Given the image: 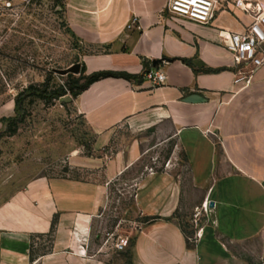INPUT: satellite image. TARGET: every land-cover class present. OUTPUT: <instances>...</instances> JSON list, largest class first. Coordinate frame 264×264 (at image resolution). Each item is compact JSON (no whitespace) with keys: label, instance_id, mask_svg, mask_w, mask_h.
Masks as SVG:
<instances>
[{"label":"crops","instance_id":"1","mask_svg":"<svg viewBox=\"0 0 264 264\" xmlns=\"http://www.w3.org/2000/svg\"><path fill=\"white\" fill-rule=\"evenodd\" d=\"M166 3L65 0L68 28L90 49L82 59L85 73L131 77L99 78L74 100L94 137L88 156H73L79 166L101 171L103 180L41 175L0 190V264H87L105 186L142 153L139 138L120 134L124 124L138 132L169 130L202 216L189 240L173 217L187 193L168 167L143 174L131 207L146 220L132 242L134 264H264V64L248 84L235 83L234 60L220 38V31H240L251 17L232 7L200 24L167 13ZM156 69L165 80L153 86L142 74ZM205 200L213 202L206 212ZM54 217L50 250L32 255Z\"/></svg>","mask_w":264,"mask_h":264},{"label":"rangeland","instance_id":"2","mask_svg":"<svg viewBox=\"0 0 264 264\" xmlns=\"http://www.w3.org/2000/svg\"><path fill=\"white\" fill-rule=\"evenodd\" d=\"M64 3L31 0L12 10L0 5V190L20 188L41 175L103 180L101 171L79 166L75 158L90 154L94 137L73 95L88 75L82 59L90 49L68 28ZM61 88L64 94L58 96L55 91ZM63 96L70 100H62ZM120 134L127 140L139 138L142 153L105 186L85 251L87 264H134L132 242L146 222L131 209L134 184L151 170L168 167L179 190L187 193L173 217L189 240L194 239L190 235L193 225L202 220L193 205L195 193L188 189L185 159L169 130L138 132L124 124ZM52 235H39L32 255L50 250ZM121 238L127 244L118 250L115 245Z\"/></svg>","mask_w":264,"mask_h":264},{"label":"built area","instance_id":"3","mask_svg":"<svg viewBox=\"0 0 264 264\" xmlns=\"http://www.w3.org/2000/svg\"><path fill=\"white\" fill-rule=\"evenodd\" d=\"M31 0H0L4 9H14ZM234 7L251 17V21L240 31H220L222 46L231 53L234 60L235 83L248 84L251 73L264 64V6L256 0H167L166 11L200 24L212 22L216 13L230 11ZM136 22L132 21V25ZM131 25H128V27ZM143 78L151 81L153 86L161 85L165 80V73L160 69L144 71ZM210 209L209 202L202 203L203 211ZM200 214L197 211L196 216ZM127 239L116 242L118 250L123 249Z\"/></svg>","mask_w":264,"mask_h":264},{"label":"trees","instance_id":"4","mask_svg":"<svg viewBox=\"0 0 264 264\" xmlns=\"http://www.w3.org/2000/svg\"><path fill=\"white\" fill-rule=\"evenodd\" d=\"M120 74H122V75H124L126 77H131L130 75L125 74V73H117V72H112V71H96V72H92V73L86 75V78H85L83 83L76 85L73 95L77 96L89 84L93 83L94 81L98 80L99 78L106 77V76H117V75H120ZM55 93L58 96H61V95L64 94L62 88L61 89H57L55 91ZM55 221L56 220H55V217H54L52 219L50 230H49V233H51V234L54 232Z\"/></svg>","mask_w":264,"mask_h":264},{"label":"water","instance_id":"5","mask_svg":"<svg viewBox=\"0 0 264 264\" xmlns=\"http://www.w3.org/2000/svg\"><path fill=\"white\" fill-rule=\"evenodd\" d=\"M61 99H62V100H70V98H69L68 96H63V97H61ZM199 99H200V97H199L198 95H190V96L188 97V100H190V101H193V100H199ZM212 205H213V202L210 201V202H209V206L212 207Z\"/></svg>","mask_w":264,"mask_h":264},{"label":"bare ground","instance_id":"6","mask_svg":"<svg viewBox=\"0 0 264 264\" xmlns=\"http://www.w3.org/2000/svg\"><path fill=\"white\" fill-rule=\"evenodd\" d=\"M208 209H209V207H208Z\"/></svg>","mask_w":264,"mask_h":264}]
</instances>
